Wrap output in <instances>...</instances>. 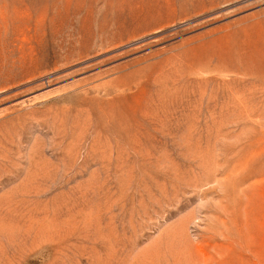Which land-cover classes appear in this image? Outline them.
<instances>
[{
  "label": "rangeland",
  "instance_id": "374dc122",
  "mask_svg": "<svg viewBox=\"0 0 264 264\" xmlns=\"http://www.w3.org/2000/svg\"><path fill=\"white\" fill-rule=\"evenodd\" d=\"M0 264H264V0H0Z\"/></svg>",
  "mask_w": 264,
  "mask_h": 264
}]
</instances>
